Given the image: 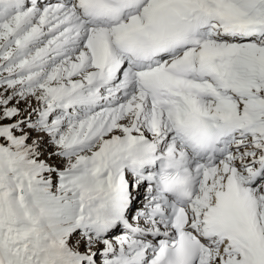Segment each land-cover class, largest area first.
<instances>
[{"label":"snow or ice","instance_id":"obj_1","mask_svg":"<svg viewBox=\"0 0 264 264\" xmlns=\"http://www.w3.org/2000/svg\"><path fill=\"white\" fill-rule=\"evenodd\" d=\"M0 264H264V0H0Z\"/></svg>","mask_w":264,"mask_h":264},{"label":"rangeland","instance_id":"obj_2","mask_svg":"<svg viewBox=\"0 0 264 264\" xmlns=\"http://www.w3.org/2000/svg\"><path fill=\"white\" fill-rule=\"evenodd\" d=\"M24 106H25V105H23V104L21 105V107H24Z\"/></svg>","mask_w":264,"mask_h":264}]
</instances>
